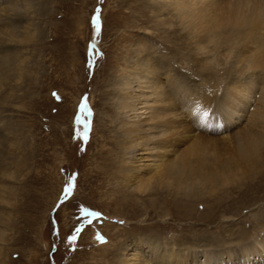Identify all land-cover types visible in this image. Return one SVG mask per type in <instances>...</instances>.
<instances>
[{
    "label": "rangeland",
    "instance_id": "obj_1",
    "mask_svg": "<svg viewBox=\"0 0 264 264\" xmlns=\"http://www.w3.org/2000/svg\"><path fill=\"white\" fill-rule=\"evenodd\" d=\"M37 2L40 6H36L35 13L29 10L32 14L28 18L29 22L33 20L41 27V32L44 31L42 37L40 40L15 44L18 46L16 50L20 49L24 64H27L29 76L10 82L11 87H18L15 91L5 86L0 94V137L8 140L18 138L17 141L13 140L15 143L11 140V144L14 143L12 146L7 144L8 155L4 157L8 158L5 160L6 170L0 172V264H119L117 259L122 260L121 250L129 260V246L139 239H156L164 246H192L191 258L197 264H206L209 260L212 264H264V229L256 226L257 221L264 222V188L253 186L255 181L251 182L245 177L240 180L232 178L223 188L218 187L210 196L194 199L193 203L186 204V208L183 202L181 205L168 203L170 199L164 193L155 197L145 191L140 197L143 205L139 207L144 206L141 210L146 211L142 213L130 205L114 204L113 194L115 189H120L121 183L97 169L120 156H112L113 152H117L116 140L113 141L118 123L116 119H121L125 124L140 122L141 129L147 128L146 119L151 110L143 109L119 116L114 108L115 92L106 85L112 79L135 72L128 63L130 60L136 57L144 59L148 52L150 57L163 56L166 50L173 47L166 42V36H172L171 29L164 34L163 27L157 25L166 16L154 17L150 9H147L150 13L145 11L139 14L141 5L135 0ZM141 2L146 4L143 6L148 5L147 0ZM97 9L100 10L101 19L99 36L92 25ZM22 30L20 28L19 32L22 33ZM253 33H260V37L264 38V28ZM176 42L180 46L181 43ZM92 43L96 44V51L100 55L89 56ZM240 44L234 41V49L230 48L238 50L243 47ZM249 48L251 53L257 50L252 45ZM246 50L248 55L249 51ZM205 52H196L200 54L197 57H207L206 64L216 71L220 70L219 76H215L216 80L225 82L222 70L232 65L234 55L227 53V57L216 51ZM90 58L93 61L91 69L88 66ZM170 61L177 74L201 84V90L211 86L204 83L205 77L197 76L200 69L194 60L188 61L184 53L172 55ZM221 86H213L215 88L211 91L216 90V94H220ZM135 89L129 91L131 98L141 96L130 101L135 109L140 108L139 103H151L153 97H146L148 91L137 93ZM9 95L12 97L2 101L3 97ZM85 97L94 113L87 144L76 137V118L80 115V105ZM256 98L257 93L247 100V104H239L237 108L229 105L227 111L246 110L239 111V115H242L240 120L230 126L216 111L213 115L209 111L215 119L209 126H203L199 119L193 121V115L188 117L187 113L177 110L176 117L172 118L179 122L178 135L170 139V143H163L157 160L148 157L150 153L135 152H139L144 159L141 164L145 168L141 174L148 178L177 154H185L194 145L196 155L200 152L198 148H204L209 155L220 158L219 161L235 162L238 141L234 134L243 132L249 115L255 109ZM234 115V118H238ZM7 126L13 128L12 134H9ZM79 130L82 132V128ZM16 145L20 149H16ZM106 151L110 152L109 158ZM12 157L17 162L23 159L24 165L20 168L11 166L9 158ZM136 165L132 164V167ZM99 172L102 175L97 176ZM70 181L74 185L72 194L61 204ZM237 181L241 182L239 188ZM55 196L50 205V200ZM125 199L132 200L128 196ZM81 208L97 212L99 217L87 224V218L81 217ZM77 227H82L83 231L76 243L70 245L68 238ZM240 229L246 232L248 238L238 244L234 241ZM200 236L222 237L227 243L206 252V248L201 246ZM254 240L259 242L251 249H257L259 256L251 252L245 257L246 252L242 253L241 250L249 247V243L253 244ZM231 249L234 251L231 252ZM229 251L230 255L227 253Z\"/></svg>",
    "mask_w": 264,
    "mask_h": 264
},
{
    "label": "bare ground",
    "instance_id": "obj_2",
    "mask_svg": "<svg viewBox=\"0 0 264 264\" xmlns=\"http://www.w3.org/2000/svg\"><path fill=\"white\" fill-rule=\"evenodd\" d=\"M135 1L138 5L139 3L141 5L138 8L139 14H143L145 11L149 12L147 9H150L154 17L160 15L166 16L163 19L161 18L162 20L160 19L157 25L163 27L164 34L169 33L171 29L172 36H166V42L171 43L173 47L166 50L165 55L159 57L153 55L150 57L149 52L144 59L135 56V59L128 62L134 67L133 71L135 72H129V74L124 75L120 79H112V81L106 85L110 87L111 91L115 92V94L112 92L114 98H116L114 108L119 116L128 112L141 111L143 109L151 110L149 118L146 119V129H141L140 122L125 124L123 121H120L121 119H116L118 123L115 125L117 127L114 129L115 134L113 141L116 140L117 152H113L112 156L117 154L120 156L113 159L112 163H106L102 165L101 168H97L99 171H103L107 177L121 183L120 189L118 188V190L115 189L114 191V204H120L124 207L125 205H130V207H136L140 212L145 213L146 211L143 212V210H141V207L144 206L139 207L143 205V202H140V200H142L140 197L145 194V191H149V193L153 194L155 197L161 196L162 193H164L166 197L170 199L168 203H173V205H175L183 202L186 208V204L191 203L194 199L202 198L204 195L210 196L218 187L223 188V186L227 185L228 181L232 178H239L240 180L241 177H245L244 179L250 180L251 182L255 181L253 186H256V188H264V38L260 37V33H257V35L253 33L256 30L264 28V24L258 25L256 29L242 39L236 40L237 43L242 44H240L243 46L242 48L234 51L231 49L233 45L231 46L227 53L233 54L235 61L230 63L232 65H230L228 69L226 68L227 70H222L223 76L226 78H224V80L226 81L221 82L219 80L220 82H218L215 76H219L220 70L216 71L217 69L214 70L210 68L206 64L208 62V60L206 62L207 57L204 59H199L197 57L200 54L197 55L196 52L200 51L197 50V45L193 42V39L190 38V32L186 28V26L191 23L189 6L192 5L193 0H147V6H143L145 3L141 2L142 0ZM35 2H37V0H5V2L0 0V3L4 4L1 6L2 8H0V94L5 86L9 87L12 92L15 91L18 87H11L10 82L13 83V81L16 80H23L25 76H29V71L26 67L27 64H24L23 57L20 56V49L17 48L18 50H16L15 47L18 46H15V44L40 40L42 37V32L44 31L41 32V27L33 22V20L29 22L28 18L31 12L35 13L36 6L37 8L40 6L38 2L37 4H35ZM29 10L32 11L29 13ZM20 28L23 29L22 33H20L21 31L19 32ZM176 41L181 43L180 46ZM251 45L255 47L254 49H257L253 53H251V49L249 48ZM236 48L239 47L236 46ZM248 48L250 50H248ZM245 49L249 51L248 55ZM206 50L208 51L209 49H205L204 52ZM209 52L212 51L209 50ZM179 53H184L190 62L194 60L196 67L200 69L197 76L200 75L202 78L205 77L204 83H209L211 85L209 88L207 87V89L201 90V84H195L188 76L179 75L180 73L177 74V72L174 71L170 59L172 55H177ZM227 53L225 56H227ZM230 56L226 59L229 60ZM215 59L213 58L214 61H218ZM22 63L23 65H21ZM221 76L222 74L220 73V77ZM220 77L218 78L220 79ZM218 84H222L220 94H216V90L211 91L217 87ZM132 88H136L135 90H137V93L144 90L148 91L149 95L146 94L148 95L146 97H153L151 103H149L150 101H145L144 104L139 103L140 108L135 109L130 101L138 99L141 96L137 94L138 96L131 98L129 96V91H131ZM217 93L219 92L217 91ZM256 93L258 94V98H256L258 100H256L257 103L254 111L249 115L247 125H245V128L243 127V132L234 134V137L237 138L238 141L235 162H228V160L219 161L220 158L218 159L217 156L209 155L204 148H198L200 152L196 155V153L193 152L194 145L190 146L185 154H177L172 161L165 163L164 166L148 178H145V176L141 174L145 168L144 165L141 164L144 159L139 156V152L137 154H135V152L144 151V153H150L148 157L157 160L156 158L159 157V150L164 147L163 143L169 142L170 139H173L178 133L177 129H179L180 125L179 122L174 119L178 113H175L177 110L187 113L188 117L193 115V121L199 119L195 114L197 106L202 110L212 112V115L216 111L219 112V116L223 117L222 119L225 120L226 125L230 126L238 123L242 116L239 115V113L245 112L246 110L243 108L239 110L240 112L235 109L234 111H227L229 105H235L234 107L237 108L239 104H247V100L251 99L252 95L255 96ZM235 94L239 95L236 96ZM144 96L145 94L142 97L144 98ZM11 97L10 95L8 97L5 96L2 101H6V99L8 100ZM17 97L18 96H15V98ZM15 98L12 99L15 100ZM234 114H236L238 118H234ZM7 127L9 134H12L13 128ZM2 137H0L1 173L6 170L5 166L7 162L5 163V160L8 158L4 159V157L8 155L6 152L7 144L12 146V144L15 143L13 140H18L16 137L13 140L11 139L14 142L11 144V140ZM198 145L201 144H197V146ZM103 147L104 146L101 147L100 151ZM17 148L19 147L16 145V149ZM109 153L110 152L106 154L107 158L110 156ZM137 155L139 158L136 157ZM9 159V164L16 168H20L24 165L23 159L18 162L15 161L16 159L14 157ZM210 159L211 163L206 162ZM132 164L137 165L132 167ZM100 175L102 174H97V176ZM240 183V181H237L236 186L238 188L241 185ZM127 196L128 199L132 200H126L125 198ZM55 199L56 196L50 200V205ZM133 199L134 202H132ZM207 199L209 200V198ZM256 223L257 227L259 226L264 229L263 221H257ZM199 238L202 244L201 246L203 249L206 248L204 250L206 252H209L211 248L220 247L227 243L225 238L217 236H200ZM247 238L246 232L240 229L237 231L234 242H238V244L244 243ZM257 242L259 241L254 240L253 244L249 243V247L245 246L241 250L242 253L243 251L246 252L245 257H248L251 252L259 256L257 249H251V247H256L254 244ZM131 244L132 246H129L130 252L128 254V257L130 256L131 258L126 260V256L124 257L123 255L124 250H121L122 255L120 258L122 260L117 259L119 264H197L192 260L190 254L194 248L191 249L192 246L189 245L184 244L181 246L182 244H173L171 246H164L165 244L159 243L156 239H139ZM145 250H147V252ZM230 251L233 252L234 249ZM230 251L227 252L228 255L231 254ZM207 262L209 263L206 264H212L210 260Z\"/></svg>",
    "mask_w": 264,
    "mask_h": 264
},
{
    "label": "clouds",
    "instance_id": "obj_3",
    "mask_svg": "<svg viewBox=\"0 0 264 264\" xmlns=\"http://www.w3.org/2000/svg\"><path fill=\"white\" fill-rule=\"evenodd\" d=\"M186 26L197 50L223 56L234 41L264 24V0H193Z\"/></svg>",
    "mask_w": 264,
    "mask_h": 264
},
{
    "label": "snow or ice",
    "instance_id": "obj_4",
    "mask_svg": "<svg viewBox=\"0 0 264 264\" xmlns=\"http://www.w3.org/2000/svg\"><path fill=\"white\" fill-rule=\"evenodd\" d=\"M92 25L95 29L96 35L99 36L101 34V19H100L99 9H97L96 15L92 18ZM96 48L97 46L95 43L90 44V50H89L90 57L93 55H100V53L96 51ZM88 66L90 69L93 67V61L91 58L89 59ZM195 114L197 115L203 126H209L212 120L215 119L214 116L210 115V112L208 110H202L200 109L199 106H197L195 110ZM93 115L94 113L87 102V97H85L84 101L80 105V115H78L76 118V125L78 128L76 132V137L80 139L84 144H87L89 142V134L91 131V124H92L91 118L93 117ZM80 128H82V132L79 130ZM72 179L74 180L75 177H73ZM73 187L74 185L70 181V183L64 190V196L62 198L61 204H63V202L66 201L71 196ZM80 213L82 218H87L86 219L87 224H91L94 218L99 217V213L90 211L87 208H81ZM82 231H83L82 227H77L75 233L68 238V244L74 245L77 241L78 235Z\"/></svg>",
    "mask_w": 264,
    "mask_h": 264
}]
</instances>
